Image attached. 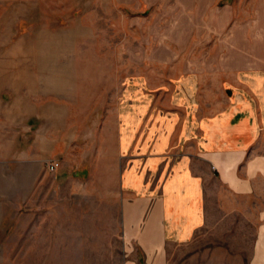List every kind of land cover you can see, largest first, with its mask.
Masks as SVG:
<instances>
[{"label":"rangeland","instance_id":"rangeland-1","mask_svg":"<svg viewBox=\"0 0 264 264\" xmlns=\"http://www.w3.org/2000/svg\"><path fill=\"white\" fill-rule=\"evenodd\" d=\"M182 2L190 13L177 10ZM170 4L0 0V264H125L116 115L173 110L182 55L205 51L208 68L226 51L219 29L197 44L182 19L201 10L221 20L230 5L264 25V0ZM217 247L170 249L167 263L229 260Z\"/></svg>","mask_w":264,"mask_h":264},{"label":"crops","instance_id":"crops-1","mask_svg":"<svg viewBox=\"0 0 264 264\" xmlns=\"http://www.w3.org/2000/svg\"><path fill=\"white\" fill-rule=\"evenodd\" d=\"M225 7L221 20L201 10L181 20L196 28L195 43L212 28L228 46L208 68L205 51L182 55L173 110L116 115L125 264H168L170 249L193 253L203 243L231 253L213 264H264V51L254 46L264 43V25Z\"/></svg>","mask_w":264,"mask_h":264},{"label":"built area","instance_id":"built-area-1","mask_svg":"<svg viewBox=\"0 0 264 264\" xmlns=\"http://www.w3.org/2000/svg\"><path fill=\"white\" fill-rule=\"evenodd\" d=\"M56 168H57L56 163H50V164H48V170L49 171L53 172L54 170H56Z\"/></svg>","mask_w":264,"mask_h":264}]
</instances>
